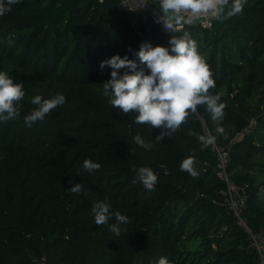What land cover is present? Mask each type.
Here are the masks:
<instances>
[{
  "label": "trees",
  "instance_id": "obj_1",
  "mask_svg": "<svg viewBox=\"0 0 264 264\" xmlns=\"http://www.w3.org/2000/svg\"><path fill=\"white\" fill-rule=\"evenodd\" d=\"M118 2L20 0L0 16V71L25 92L20 116L0 121V264H156L161 256L170 264H258L224 203L211 146L201 150L189 135H205L203 127L216 135L206 106L158 142L161 129L136 124V113L102 95L112 71L102 61L128 56L148 74L141 45L169 44L159 24ZM184 31L215 80L210 94L226 105L227 139L216 143L229 146L232 179L246 186L243 216L264 232V0H247L242 14L214 18L209 28L185 24L177 35ZM57 94L65 103L27 127L31 99ZM137 134L151 149L134 143ZM188 157L197 178L180 169ZM86 159L101 168L85 171ZM140 167L157 175L154 191L132 182ZM78 183L87 195L69 191ZM105 200L128 218L119 236L109 228L114 215L95 223L92 205Z\"/></svg>",
  "mask_w": 264,
  "mask_h": 264
},
{
  "label": "clouds",
  "instance_id": "obj_2",
  "mask_svg": "<svg viewBox=\"0 0 264 264\" xmlns=\"http://www.w3.org/2000/svg\"><path fill=\"white\" fill-rule=\"evenodd\" d=\"M20 0H0V16L11 11V6ZM247 0H159L161 15L157 22L162 23L166 31L176 33L169 39L168 47H153L150 43L141 45L136 55L149 73L143 69L137 70V64L128 56L121 58L114 55L101 62L100 68L108 66L112 69L111 78L103 83L102 95L109 98L113 108L119 109L125 115L136 113V124H148L152 129H161L155 138L160 142L164 138H170L181 125L188 122L190 114H195L200 105L206 106L211 121L216 125L213 135L207 132L205 135H194L201 145V150L215 144L218 136L227 139L224 127L220 122L225 115L226 105L220 103L219 94H210V89L215 88V80L205 59L198 53L197 44L188 31L177 35L180 27L190 24L202 18H231L242 14ZM126 69L123 74L119 70ZM24 84L14 83L13 78L6 72L0 71V121L15 120L20 116L19 102L24 98ZM65 96L57 94L50 99H44L36 95L31 103L36 107L30 114L24 117V123L31 128L37 121H44L47 114L65 103ZM134 143L149 150L151 143L145 141L139 134L134 138ZM193 157L185 158L181 165V171L187 172L191 177L197 178L200 173L195 168ZM82 168L92 173L99 170L101 164L90 159L83 162ZM158 181L157 175L149 167L137 169L134 184L139 182L148 191H154ZM70 192L87 195L82 183L75 184ZM111 206L105 201L95 202L92 205L95 223L107 224L115 216V224H110V230L117 236L120 235V224H127L128 218L119 211L113 213ZM156 264H170L167 257L161 256Z\"/></svg>",
  "mask_w": 264,
  "mask_h": 264
},
{
  "label": "built area",
  "instance_id": "obj_3",
  "mask_svg": "<svg viewBox=\"0 0 264 264\" xmlns=\"http://www.w3.org/2000/svg\"><path fill=\"white\" fill-rule=\"evenodd\" d=\"M117 8L125 12H139L143 18L159 24L166 36L167 42L169 41L171 32L166 31L163 24L157 22V17L161 15L159 0H119ZM213 19L212 17L202 18L190 24H197L209 28L212 25ZM168 47H170L169 44ZM203 130L205 134L209 132L206 127H203ZM211 149L216 156V174L225 185L223 190L224 203L235 217L237 224L245 232L248 246L257 254L258 264H264V232L262 230H252L243 216L247 193L246 186L239 185L232 179L229 171V164L231 162L230 148L228 145L215 142V144L211 145Z\"/></svg>",
  "mask_w": 264,
  "mask_h": 264
},
{
  "label": "crops",
  "instance_id": "obj_4",
  "mask_svg": "<svg viewBox=\"0 0 264 264\" xmlns=\"http://www.w3.org/2000/svg\"><path fill=\"white\" fill-rule=\"evenodd\" d=\"M243 135V132L239 133L237 136H236V139H240Z\"/></svg>",
  "mask_w": 264,
  "mask_h": 264
}]
</instances>
